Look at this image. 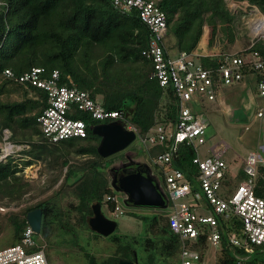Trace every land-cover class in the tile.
I'll use <instances>...</instances> for the list:
<instances>
[{"label": "trees", "instance_id": "trees-1", "mask_svg": "<svg viewBox=\"0 0 264 264\" xmlns=\"http://www.w3.org/2000/svg\"><path fill=\"white\" fill-rule=\"evenodd\" d=\"M154 1L167 15V32L163 45L169 54L196 52L203 37L211 40L219 36L221 43H227L229 46L236 41V16L227 9L226 0ZM229 1L247 2L264 16V0ZM148 41L149 31L138 19L137 13H121L113 7L110 0H0V96L7 95L4 100L0 97V143L2 131L7 130L8 140L16 145H27L28 149L23 153L30 157L22 163L16 160V156L0 160V202L4 199L20 201L24 198L30 183L21 172L31 165L33 160L50 158L47 161L48 166L66 168L58 190L51 198L19 212L8 213L4 220L11 230L8 247L20 243L22 232L27 226L26 213L39 208L42 216L40 240L37 239V242L44 240L56 248L53 259L55 264L62 255H73L75 252L84 254L87 264H117L119 260L132 262L135 258L137 264H156L157 257L164 260L165 264H179L175 258L180 257L181 245L169 231L167 219L160 211L152 216L129 213L135 219L141 220L144 232L142 236L115 232L104 238L113 250L112 255L98 260L89 253L82 245L81 238L84 236L81 235L83 230L88 229L86 220L92 215L90 205L99 202L101 208L105 206L109 211L114 209V204L104 200L106 195L115 194L109 187L104 171L113 160L107 163V160L98 155L96 148L100 139L90 131L91 126L102 122L79 114L78 118L83 120L87 127L85 138L50 143L43 137L36 122V118L47 106L46 94L33 87L25 89L2 76L5 70L19 75L31 68L41 67L45 70V76L57 70L61 83H66L68 77L75 87L88 91L90 97L101 101L107 110L122 111L137 134L144 136L157 123L156 117L159 116L158 111L164 95L158 82L150 78L151 63L142 56ZM250 44L236 48V51L227 47V51L257 52L260 59L264 60V39L254 40L251 47ZM244 53L247 54V51ZM77 60H80L81 68L77 67ZM200 62L204 68L213 71L220 64L218 57L210 56L201 57ZM93 63H96L98 69L93 68ZM82 69L85 71L82 72ZM241 73L242 78L237 84L242 83L250 73H255L256 83L262 79V75L249 66L242 68ZM212 78L218 97L221 91L216 90V74H212ZM252 91V94H255L254 103L258 102L260 96L257 90ZM11 92H18L20 100H9L8 95ZM167 95L168 100L163 106L164 113L159 116L162 119L159 121L164 124L173 122L177 111V102L172 92ZM198 103L201 104L202 110L197 106ZM207 103L213 104L204 100L192 104L193 114L203 116L205 105H209ZM263 106L258 107L257 112L262 110L264 113ZM33 136H36L35 141ZM139 150L145 157H151L161 148L154 147L148 152L140 148ZM71 155L84 156L87 159L80 164H73L69 163L68 159ZM194 157L195 152L190 146L180 144L173 156L172 165L188 179L195 180L198 169L192 163ZM244 178L243 164L237 173L226 172L221 180V195L225 197L228 193H233ZM71 180L73 193H79V196L77 202L65 200L62 207L56 202L57 195L66 189ZM191 184L193 189H196L195 182ZM262 190L264 166L258 168L254 194L264 198ZM0 216L2 225L5 215ZM221 219L220 251L215 262L235 264L236 258L246 254L241 248L227 245L222 229L224 232H234L241 238L242 223L233 215ZM54 234L58 235V239L50 238ZM69 235L72 236V241L61 240L62 236ZM92 237L95 240L101 238L96 234ZM71 246H77V251H72ZM189 246L202 257L208 243L204 236H201ZM138 248L145 256H139ZM47 254L45 255L48 264H52ZM245 264H264V249L255 250Z\"/></svg>", "mask_w": 264, "mask_h": 264}, {"label": "built area", "instance_id": "built-area-1", "mask_svg": "<svg viewBox=\"0 0 264 264\" xmlns=\"http://www.w3.org/2000/svg\"><path fill=\"white\" fill-rule=\"evenodd\" d=\"M110 1L121 13L136 12L140 22L148 29L149 41L142 56L152 65L150 78L156 80L162 88V101L165 97L168 100L167 93L172 92L177 102L173 122L161 123L159 120L162 119L157 115L155 126L146 135L139 136L122 111L107 110L101 101L91 98L88 91L75 87L68 77L66 83H61L57 70L47 76L41 67L31 68L19 75L5 70L3 78L12 80L25 89L33 87L46 94L47 106L36 118V122L43 137L50 143L85 138L86 124L78 118L79 114H84L91 120L102 123L123 122L125 130L135 133L139 148L145 152L154 147L161 148L157 154L149 156V161L158 171L169 199L166 219L169 231L181 245L180 264H211L205 262V255L201 257L189 245L204 236L208 245L220 247L221 218L227 219L232 215L242 223L241 238L234 232L222 231L229 247L241 248L246 254L236 258L235 264H245L255 250L264 249V198L254 194L258 168L264 166V160L257 151L250 152L242 160L245 178L233 193L223 197L221 180L230 170L222 157L228 147L219 142L210 149L209 155L201 157L198 148L205 143L208 121L202 115L193 114L192 104L199 100H216L212 74H216L219 85L226 88L241 80L242 68L246 66L262 75L257 83V94L264 98V60L260 59L257 52L248 50H240L239 53L222 51L217 54L220 63L218 68L214 71L206 69L200 58L216 57L215 54L181 52L170 55L165 51L163 41L167 32V15L156 1ZM236 3L252 7L247 2H230L232 6H236ZM253 9L258 11L256 7ZM261 16L264 22V16ZM258 39H264V33L253 34L249 47ZM246 51L247 54L244 53ZM263 115L262 110L257 112L258 118ZM8 136V131L3 130L0 160L16 156L24 148L11 143ZM180 144L190 146L195 152L192 160L198 169L195 180L188 179L172 165L173 156ZM191 182H195L196 189H193ZM105 201L114 204L113 212L116 215L123 214L116 195H107ZM0 264H48L43 247L35 239L31 227L26 226L19 244L0 250Z\"/></svg>", "mask_w": 264, "mask_h": 264}, {"label": "rangeland", "instance_id": "rangeland-1", "mask_svg": "<svg viewBox=\"0 0 264 264\" xmlns=\"http://www.w3.org/2000/svg\"><path fill=\"white\" fill-rule=\"evenodd\" d=\"M231 1L226 0L227 9L236 16V21L234 23V30L236 32V41L233 44L227 45V43L222 44L221 38L219 36L213 39H207L203 37L197 47L196 52L199 54H209L216 55L222 51H227V47H230V50H235L236 48L247 46L248 43H251L252 39V30L251 24L257 20L256 15L260 14L258 11L253 9V7H246L245 5L237 4L236 6H232L230 4ZM259 16V15H258ZM206 29L204 30V34ZM212 41V42H211ZM210 43V44H209ZM236 51V50H235ZM170 55H175L174 52ZM79 59V58H78ZM94 69H98L96 63L91 64ZM82 67L80 60H77V67ZM82 72L85 70L82 69ZM255 73H250L245 80L240 84H234L229 89L221 87L219 83L216 84V90H220L221 93H218V97L213 102V104L205 105L203 113V117H205L208 121V126L206 129L205 135V143L199 146V154L201 157L207 156L210 153V149L216 146L219 142H223L228 147L225 153L223 154V160L229 166L231 173H237L239 168L242 165V160L253 151H257V153L264 160V117L256 118L257 108L262 107L264 105V98L259 97L258 102L253 101V97L255 94H252V90H257V83L255 81L256 77H254ZM2 100L7 99V95L0 96ZM9 100L11 101H19L21 96L18 92H11L9 95ZM101 98V97H100ZM221 98L222 102L221 103ZM167 102L166 97L161 102L160 111H158L159 116L164 113V104ZM200 110H202L201 104L197 105ZM264 107V106H263ZM206 110V111H205ZM158 116V117H159ZM241 120V121H239ZM246 120V122H245ZM260 123V125H259ZM32 139L35 141L36 136H33ZM100 141V140H99ZM2 143H0L1 147ZM24 148L17 153L16 160L19 162L29 160V156L23 153L24 150L28 149L27 145H23ZM126 152H134L137 159H144V154L141 150H139V144L136 140H134L126 150L112 155L108 158H104L107 160L106 162L115 161L117 158L124 157ZM39 159L33 160V163L29 166H26L21 172L25 180H27L30 185L28 187V193L24 195V198H21L20 201H10L9 199H4L0 202V214L3 216V222L8 216L9 212H19L26 207H32L39 203L40 201H44L46 199L51 198L58 190V186L60 185L65 169L60 167L52 168L48 166V160ZM69 163L80 164L83 160H86L87 157L81 156H69ZM151 164V163H150ZM109 165V164H108ZM152 166V164H151ZM153 174H155L159 181L161 178L158 176L156 169L152 167ZM105 171V170H104ZM106 173V172H105ZM109 178L108 173H106ZM72 180L68 182L66 189L57 195V204L63 205L64 201L67 199H71L77 202V198L79 193H73L72 189ZM78 187V186H77ZM263 187V186H262ZM77 191V188L75 189ZM264 190H262L263 192ZM118 200H121V210L123 214L112 216L108 213L105 207H102V213L105 217L114 220L117 223V233H123L124 235L132 236L138 235L142 236L144 233L142 231L141 223L133 219V217L128 213H138L145 215H153L155 212H158L155 209H137V208H129L122 204V195L115 193ZM53 201V200H52ZM50 201V202H52ZM63 207V206H62ZM163 214L168 213V208L165 210H159ZM27 214V213H26ZM1 217V216H0ZM164 219V218H163ZM1 220V219H0ZM1 225V224H0ZM3 225V226H2ZM0 226V250L8 247L9 245V236H10V226L4 222ZM87 230H83L82 232V245L89 251L90 254H93L95 258L101 260L106 258L109 255H112L113 250L109 248V242L104 240V238H99L95 240L93 238V234L90 228L87 226ZM57 232V230H56ZM115 233V232H114ZM53 237V240L58 239V235H51L50 238ZM66 237V238H65ZM40 238V233L35 235V239ZM40 240V239H39ZM61 240H66L67 242L72 241V236H62ZM38 243L43 247V251L45 254L48 252V259L52 264L54 263L55 258V250L56 248L51 245V243H46L44 240L38 241ZM130 243V242H129ZM84 248V249H85ZM48 249V251H47ZM139 249V248H138ZM207 249V250H206ZM72 251H77V246H71ZM141 249L138 250L139 256H145ZM205 262L206 263H214L216 252L217 255L220 251L219 246L208 245L205 247ZM70 254V253H69ZM252 255V254H251ZM250 255V256H251ZM179 261V257L175 258V261ZM177 262V261H176ZM56 264H87L86 259L84 258V254L77 253L74 255L61 256L60 259L57 260ZM156 264H165L164 260L160 257H157Z\"/></svg>", "mask_w": 264, "mask_h": 264}, {"label": "water", "instance_id": "water-1", "mask_svg": "<svg viewBox=\"0 0 264 264\" xmlns=\"http://www.w3.org/2000/svg\"><path fill=\"white\" fill-rule=\"evenodd\" d=\"M93 135L100 141L96 148L98 155L108 158L120 153L135 140V133L125 130L124 123L113 121L90 127ZM125 162L113 161L105 172L109 175V186L114 193L123 195L122 204L129 208L165 210L169 199L157 176L153 174L150 165L141 158L136 160L134 152H126ZM92 215L87 219L90 230L102 237L111 235L117 223L104 216L99 202L90 206ZM41 210L33 209L26 214L27 224L34 233H40ZM134 262L119 260L117 264H136Z\"/></svg>", "mask_w": 264, "mask_h": 264}, {"label": "crops", "instance_id": "crops-1", "mask_svg": "<svg viewBox=\"0 0 264 264\" xmlns=\"http://www.w3.org/2000/svg\"><path fill=\"white\" fill-rule=\"evenodd\" d=\"M221 103H223V102H222V98H221ZM144 160L148 163L149 156H147V157L144 156ZM148 164H149V163H148ZM152 166H153V165H152ZM150 167H151V166H150ZM153 167H154V166H153ZM151 169H152V167H151ZM154 169H155V167H154ZM229 170H230V169H229ZM152 171H153V170H152ZM156 171H157V170H156ZM230 172H231V171H230ZM157 174H158V171H157ZM154 175H155V174H154ZM155 176H156V175H155ZM158 176H159V175H158ZM157 178H158V177H157ZM158 179H159V178H158ZM161 181H162V179H161ZM161 181H160V183H161V186L163 187V184H162ZM108 183H109V178H108ZM109 187H110V186H109ZM114 195H116V194H114ZM106 196H107V195H106ZM106 196H105V197H106ZM123 198H124V196L122 195V199H123ZM104 200H105V198H104ZM120 201H121V200H120ZM105 202H106V201H105ZM94 203H95V202H94ZM92 204H93V203H92ZM90 206H91V205H90ZM104 207H105V206H104ZM100 208H101V207H100ZM105 208H106V207H105ZM101 209H102V208H101ZM106 210L108 211V213H109L110 215H112V216H113V215H114V216H117L113 211H109L107 208H106ZM101 211H102V210H101ZM157 211H159V210H157ZM133 213H135V212H133ZM155 213H158V212H155ZM155 213H154V214H155ZM128 214H129V213H128ZM135 214L140 215V216H152V215H145V214H142V213H141V214L135 213ZM154 214H153V215H154ZM166 215H167V214H164L165 217H166ZM88 218H89V217H88ZM88 218H87V219H88ZM133 219H135V218L133 217ZM111 220H112V219H111ZM136 220H138V221L141 223V225H143L142 222H141V220H139V219H136ZM86 223H87V220H86ZM116 229H117V225H116V228H115L114 232H116ZM91 232H92V231H91ZM114 232H113V233H114ZM92 233H93V232H92ZM113 233H112V234H113ZM119 233H120V232H119ZM93 234H95V233H93ZM122 234H123V233H122ZM96 235H97V234H96ZM99 236H100V235H99ZM109 236H110V235H109ZM101 237H102V236H101ZM102 238H107V237H102ZM73 255L75 256V255H76V252H75ZM135 259H136V258H135ZM136 260H137V259H136ZM214 260H215V259H214ZM134 261H135V260H134ZM134 261H132V262H134ZM136 264H137V262H136Z\"/></svg>", "mask_w": 264, "mask_h": 264}, {"label": "bare ground", "instance_id": "bare-ground-1", "mask_svg": "<svg viewBox=\"0 0 264 264\" xmlns=\"http://www.w3.org/2000/svg\"><path fill=\"white\" fill-rule=\"evenodd\" d=\"M259 15V16H258ZM256 19L252 24H251V30H252V33L255 35L257 33H261L263 34L264 31V22H263V18L260 14H257L256 15Z\"/></svg>", "mask_w": 264, "mask_h": 264}, {"label": "flooded vegetation", "instance_id": "flooded-vegetation-1", "mask_svg": "<svg viewBox=\"0 0 264 264\" xmlns=\"http://www.w3.org/2000/svg\"><path fill=\"white\" fill-rule=\"evenodd\" d=\"M136 160H138L137 158H136ZM115 161H117V162H125V158L123 157H120V158H117ZM113 162V161H112ZM111 162V163H112Z\"/></svg>", "mask_w": 264, "mask_h": 264}, {"label": "clouds", "instance_id": "clouds-1", "mask_svg": "<svg viewBox=\"0 0 264 264\" xmlns=\"http://www.w3.org/2000/svg\"><path fill=\"white\" fill-rule=\"evenodd\" d=\"M264 114V113H263ZM263 117H264V115H263ZM258 118V117H257ZM260 119V118H259ZM110 123V122H109ZM101 124H107V123H101ZM99 125V124H98ZM163 188V187H162ZM120 203H121V201H119ZM121 205V204H120ZM169 206V205H168ZM28 225V224H27ZM29 226V225H28ZM30 227V226H29ZM35 235H36V233H35ZM37 240V239H36ZM46 256V255H45ZM217 256V255H216ZM47 258V257H46ZM216 258V257H215ZM48 261V260H47ZM179 264H180V257H179Z\"/></svg>", "mask_w": 264, "mask_h": 264}]
</instances>
